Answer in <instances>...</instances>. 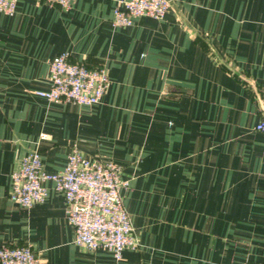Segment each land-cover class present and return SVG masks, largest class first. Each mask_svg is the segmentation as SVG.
<instances>
[{
    "label": "crops",
    "instance_id": "0c3cea01",
    "mask_svg": "<svg viewBox=\"0 0 264 264\" xmlns=\"http://www.w3.org/2000/svg\"><path fill=\"white\" fill-rule=\"evenodd\" d=\"M116 1L17 0L0 13V246L29 244L39 264H262L264 0H170L160 17L113 26ZM60 51L105 67L97 103L35 93ZM71 146L126 181L137 246L118 260L72 241L50 180L29 207L9 198L25 153L56 171Z\"/></svg>",
    "mask_w": 264,
    "mask_h": 264
},
{
    "label": "built area",
    "instance_id": "2783aa9c",
    "mask_svg": "<svg viewBox=\"0 0 264 264\" xmlns=\"http://www.w3.org/2000/svg\"><path fill=\"white\" fill-rule=\"evenodd\" d=\"M62 9L73 0H44ZM170 0H117L111 10L113 26H127L132 18L162 16ZM17 0H0V13L13 14ZM48 86L35 93L48 101H70L82 105L97 103L107 84L103 65L89 66L82 60H70L66 51L54 54L48 62ZM260 99L264 107V78L260 84ZM255 129L264 130V118ZM9 198L24 207L42 201L50 180L64 199V211L73 229L72 241L86 249H102L116 260L124 248H135L137 241L129 215L123 205L120 188L126 181L119 176V167L111 160L87 156L75 146L66 154L64 164L56 171L42 168L36 149L25 153L10 173ZM0 264H39L29 244L0 246ZM240 264H252L247 260ZM264 264V262L262 263Z\"/></svg>",
    "mask_w": 264,
    "mask_h": 264
}]
</instances>
